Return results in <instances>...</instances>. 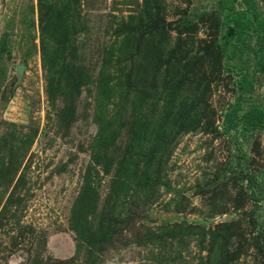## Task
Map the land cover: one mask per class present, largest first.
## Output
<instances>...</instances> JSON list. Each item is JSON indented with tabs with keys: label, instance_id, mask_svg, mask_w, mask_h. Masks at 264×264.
I'll return each mask as SVG.
<instances>
[{
	"label": "rangeland",
	"instance_id": "obj_1",
	"mask_svg": "<svg viewBox=\"0 0 264 264\" xmlns=\"http://www.w3.org/2000/svg\"><path fill=\"white\" fill-rule=\"evenodd\" d=\"M0 264H264V0H0Z\"/></svg>",
	"mask_w": 264,
	"mask_h": 264
},
{
	"label": "water",
	"instance_id": "obj_2",
	"mask_svg": "<svg viewBox=\"0 0 264 264\" xmlns=\"http://www.w3.org/2000/svg\"><path fill=\"white\" fill-rule=\"evenodd\" d=\"M17 71H18L19 73H21V71H22V66H21V65H19V66L17 67Z\"/></svg>",
	"mask_w": 264,
	"mask_h": 264
},
{
	"label": "trees",
	"instance_id": "obj_3",
	"mask_svg": "<svg viewBox=\"0 0 264 264\" xmlns=\"http://www.w3.org/2000/svg\"><path fill=\"white\" fill-rule=\"evenodd\" d=\"M226 44V43H225Z\"/></svg>",
	"mask_w": 264,
	"mask_h": 264
}]
</instances>
